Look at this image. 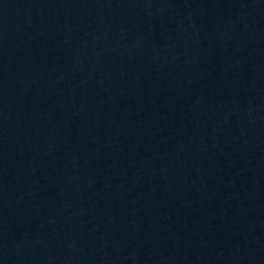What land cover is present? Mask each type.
<instances>
[{"label": "water", "instance_id": "1", "mask_svg": "<svg viewBox=\"0 0 264 264\" xmlns=\"http://www.w3.org/2000/svg\"><path fill=\"white\" fill-rule=\"evenodd\" d=\"M0 264H264V0H0Z\"/></svg>", "mask_w": 264, "mask_h": 264}]
</instances>
